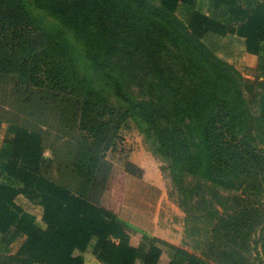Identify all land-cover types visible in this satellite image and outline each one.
I'll list each match as a JSON object with an SVG mask.
<instances>
[{
	"label": "trees",
	"instance_id": "1",
	"mask_svg": "<svg viewBox=\"0 0 264 264\" xmlns=\"http://www.w3.org/2000/svg\"><path fill=\"white\" fill-rule=\"evenodd\" d=\"M34 10L58 16L67 23V29H76L84 39L88 31L116 32L128 24L134 48L145 57L150 55L149 48L169 46L167 40L175 43L173 39L193 43L195 49L199 46L216 59L207 41L209 35L234 33L243 37L247 52L259 56L258 68L263 73L255 77H264V0H208L207 13L197 0H0V75L14 81L25 95L26 106L21 110L23 123L16 124L13 134H7L11 151L0 170L2 242L8 245L18 234H24L25 239L14 254L0 260L13 264H83V257L75 250L90 247L106 264H157L160 245H164L172 251L167 264H253V241L262 249L259 259L264 264V92L251 95L253 101L263 103L260 124L253 122L247 108L245 92L250 86L241 82L239 73L243 89L233 101L217 96L211 84L210 96L219 101V108L209 110L201 124L193 121L182 129L172 121V110L179 111L178 79L158 71L152 81L160 84V94L152 101L133 98L126 79L129 75L108 74L103 62L89 57L84 66L92 67L98 75L96 79L84 77L67 43L59 40L60 31L54 33L36 23ZM176 43L170 46L178 48ZM144 67L145 63L133 59L122 69L138 76ZM169 98L173 108H164L162 103ZM119 101H127L122 112L112 104ZM47 109L50 114L54 112L59 129L66 128L69 135H74L77 123L84 131L61 139L53 157L44 153ZM131 110L136 120L146 122L142 130L150 148L172 159L167 166L168 195L175 196L187 216L208 217L207 241L201 253L148 235L135 246L130 243L128 228L97 204L112 165L105 152L116 140L121 119L130 116ZM240 112L249 122L245 133L238 136L241 126L230 125L229 119L241 117ZM256 127L258 131H252ZM185 131L191 137L184 138ZM53 163L55 179L46 174ZM126 166V172L141 177V167L130 160ZM184 169L205 177L204 185L197 182L194 187L204 186L202 213L189 202L192 196L183 183ZM214 184L232 186L240 193L228 203ZM19 195L41 206L44 226L20 216ZM254 195L259 203L251 201Z\"/></svg>",
	"mask_w": 264,
	"mask_h": 264
},
{
	"label": "rangeland",
	"instance_id": "2",
	"mask_svg": "<svg viewBox=\"0 0 264 264\" xmlns=\"http://www.w3.org/2000/svg\"><path fill=\"white\" fill-rule=\"evenodd\" d=\"M26 5H28L27 2ZM34 13L38 16V22L36 23L40 26L53 29L54 33L60 31L62 36L59 37V40L65 44L67 43L72 54L71 58L79 63V73L84 77L87 76L96 79L98 75L97 71H94L92 67L84 66V63L89 57L90 60L94 59L95 62H103L107 66L104 67V69L105 72L107 70L108 74L113 71L121 76H123V74L129 75L126 79L130 83V90L134 93L133 98L139 97L144 100L152 101H156L160 94V84L156 81H152L155 75H158V71L167 76H173L175 79H178V86H180L181 90L180 103H178L179 111L175 113L174 110H172V121L179 124L182 129L193 121L198 123V125L201 124L204 120H207V116L209 114L208 111H214L217 108L219 101H217L215 97L210 96L212 85L217 96L222 97L223 99L229 98L230 101H233L237 98L238 92L242 91V84L244 82L248 83V86H250L249 92H245V94L248 100L247 108H250L249 111L253 116V122H260V124H263V120L260 118L263 110V103H259V100L253 101L251 95L256 93L259 95L260 92H264V77L260 76L256 78L255 76H244L241 72H238L239 70H237L236 66L225 60L224 55L221 52L217 54L220 58L217 57L215 59L211 57V55L203 48L198 46V49H195L196 46H193V43L191 44L190 42H183L181 40L176 43V41L172 39V41L177 44L178 48L170 46L175 43L167 40L166 43L169 44V46L157 45L154 48L148 47L151 52L149 53L150 55L145 57L141 56L139 54L140 52L134 48L133 43H135V40L129 37L130 32L128 24H125L124 27L120 28L116 32H113L112 29L109 30L110 33L108 30L105 33L99 30H94L91 33L88 31V33L83 34L84 36H88V38L84 39L75 31L76 29H67V23L64 20H61L58 16L42 14L40 10H34ZM108 25L113 27L112 23ZM93 29L96 28L93 27ZM112 35L113 38L111 37ZM144 50L145 48H143L141 52ZM200 52L202 55H197ZM153 53L156 54V57ZM133 59H137V63H145L143 71L141 70L140 73H137L138 76H134L129 72H126L125 69H122L125 66V63L127 64L129 61H133ZM261 71V69L257 70L256 74L262 75L261 73L263 72ZM237 73H239L240 77H242L240 80L241 82L243 81V83L239 81ZM108 81L110 82V79ZM122 81L123 83L125 82L123 79ZM94 83L95 86L99 88L96 80ZM109 87L114 91V87L112 85ZM24 97L25 95L17 86H15L13 80L9 77L0 75V118L2 119L3 126L6 127L4 129L5 134H7V132L8 134L14 132L17 123H23L24 114L21 110L26 109ZM258 97L259 96H256V98ZM126 103L127 101H119L112 104H114V106L122 112L124 110L122 107H124ZM127 106L130 108V104ZM162 106H164V108H173L172 98L166 100L164 104L162 103ZM47 110L49 113L47 120L48 131L44 134V153L53 157L54 150L57 152L60 140L67 136L69 130L67 131L66 128L64 131L59 129L60 127L58 126L54 112L50 114V109ZM240 113L242 114L241 117L238 116L233 118V116H231L229 119L230 125L239 124L241 126L238 129V134L236 133L238 136L245 133L247 128H245V126L249 122L244 113ZM133 114L135 113L131 110L130 116H126L121 119V127L118 129L116 140L114 144L111 145L105 152V158L112 163L108 178L112 177L113 179L112 189L110 193L106 195L105 202L114 203L116 207L123 198V202L125 201V215H131V212L133 211L132 202H137L138 193L135 194L130 189V186L131 188L134 186L129 183L128 179H124V172L129 174L125 171V167H127L126 163L130 160V153L132 151L140 150L144 157L148 154L151 159V166L154 168L155 172L159 173L163 183V189L158 191L154 189V191L151 192L152 190L150 191L149 187H147L148 193H153L156 201L160 202L163 206V214L168 213L170 216L180 218V231L183 235V243L192 251L201 253L202 247L207 241L206 231L209 227L208 217L204 216L196 219L193 216H187L186 213L178 206L175 196L171 197L168 195L171 187L167 166L172 159L169 155L158 154L155 150L153 151L150 148V143L145 141V132L142 130L146 122L141 121L140 118V121L136 120L135 117H133L136 115ZM189 114L192 116H189ZM7 120L12 122H7ZM161 120L162 119L157 118V121ZM218 120L220 121V118H218ZM9 126L12 128V131L11 129L10 131H7ZM252 131H258V128H253ZM73 132L76 136L84 133V131H81V128L78 126V123ZM74 135L68 134V137H72ZM182 136L184 138H188L191 137V134L185 131ZM194 138V140L198 139L197 137ZM256 141H259V138H256ZM181 142L182 141L179 143L181 144ZM182 144L184 143L182 142ZM139 160V163L144 164V161L141 162L140 158ZM183 173V183L187 184V187L189 188L186 192L192 196L189 202L193 206L194 210L199 209L198 212L202 213L201 197L205 193H202L204 186L196 188V190L194 187L197 182L204 185L205 177L202 176V173H196V175L193 176L188 169H184ZM46 174L54 179L56 178V166L54 163L49 166V170ZM142 174L140 176H142ZM129 175L137 177L133 174ZM123 181L125 182V188L127 187L125 194L122 193L124 190ZM213 188L217 189L223 196H226L228 203H233L235 201L234 197L240 193L238 189L232 186L214 184ZM146 191L147 189H145V192ZM145 192H143V195L148 197V194ZM102 194L98 199L101 198ZM206 194L209 195V193ZM148 199L150 200V198ZM257 200L256 195H254L253 199H251V201L258 202ZM213 201L218 203V199H213ZM261 250V247L252 241L250 246V260H253V264H261L259 259L262 257Z\"/></svg>",
	"mask_w": 264,
	"mask_h": 264
},
{
	"label": "crops",
	"instance_id": "3",
	"mask_svg": "<svg viewBox=\"0 0 264 264\" xmlns=\"http://www.w3.org/2000/svg\"><path fill=\"white\" fill-rule=\"evenodd\" d=\"M197 2L201 4L202 11L207 13L208 0H197ZM207 41L217 57V54L221 52L227 62L229 61L232 65L236 66L237 70H239L238 72H241L247 77L255 76L256 71L259 69L258 65L260 63V58L258 55L249 53L245 50L243 37L234 33H227L225 35L212 34L209 35ZM5 128L6 127H4L2 123L0 127V170L4 169L11 151V144L7 142L6 139L8 132L7 134L4 132ZM10 129L12 131V128L9 126L7 131H10ZM11 134H13V132ZM45 154L49 155L47 153ZM139 158L141 159V162L144 161V164L139 163ZM129 159L143 170L141 177H133L124 172V179H128L129 183L134 186L132 188L130 186V189L135 194L138 193L137 202H135L136 204L134 201L132 202L133 211L131 212V215H125V201L123 202V198L116 207L114 203L105 202L106 195L110 193L112 189V177L108 178L103 194L97 201V204L114 213L117 219L128 228L130 233V243L135 246L142 242L143 235H148L192 251L183 243V235L180 231V218L170 216L168 213L163 214V206L160 202L156 201L153 193L151 194L154 189L157 191L163 189V183L159 173L155 172L154 168L151 166V159L148 154L144 157L140 150L132 151ZM147 187H149L150 191L152 190L150 192L151 195L148 193ZM123 188L124 190L122 193L125 194L127 187L125 188L124 181ZM145 189H147L146 192ZM143 192L147 193L148 197H145ZM148 198H150V200ZM16 202L19 203L22 208L20 214L22 218L44 226V223L41 220L42 208L40 205L31 203L22 195L17 197ZM24 239V234H18L12 242L5 245L2 242V235L0 234V259H6L7 256L14 254ZM160 247L162 252L157 264H167L172 251L167 246L160 245ZM75 254H80L83 257V264H106L91 251L90 247H87L84 251L75 250ZM0 264L13 263H6V261L0 260Z\"/></svg>",
	"mask_w": 264,
	"mask_h": 264
}]
</instances>
